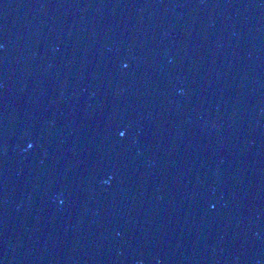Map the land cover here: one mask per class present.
Here are the masks:
<instances>
[{"label": "water", "instance_id": "95a60500", "mask_svg": "<svg viewBox=\"0 0 264 264\" xmlns=\"http://www.w3.org/2000/svg\"><path fill=\"white\" fill-rule=\"evenodd\" d=\"M0 264H264V0H0Z\"/></svg>", "mask_w": 264, "mask_h": 264}]
</instances>
